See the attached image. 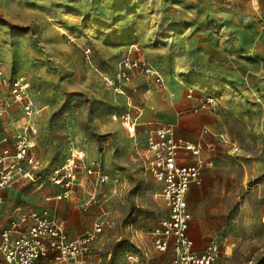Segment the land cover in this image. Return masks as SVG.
<instances>
[{"label":"rangeland","instance_id":"obj_1","mask_svg":"<svg viewBox=\"0 0 264 264\" xmlns=\"http://www.w3.org/2000/svg\"><path fill=\"white\" fill-rule=\"evenodd\" d=\"M124 59L157 71L163 87ZM0 69L35 98L33 149L45 166L43 176L0 193L2 226L10 215L65 203L48 198L47 175L67 157L70 136L109 178L100 201L109 224L84 264H168L170 250L152 245L166 215L154 198L159 184L142 163L146 130L164 123L210 145L188 193L190 233L219 245L213 264H264V0H0ZM173 88L187 106L155 105L174 99ZM194 114L198 122L187 123ZM75 204L80 234L102 213Z\"/></svg>","mask_w":264,"mask_h":264},{"label":"built area","instance_id":"obj_2","mask_svg":"<svg viewBox=\"0 0 264 264\" xmlns=\"http://www.w3.org/2000/svg\"><path fill=\"white\" fill-rule=\"evenodd\" d=\"M121 65L154 76L155 83L163 87L161 75L136 59H124ZM124 75V73H123ZM0 116L10 105L21 109V117L13 121L15 133L13 147L0 148V191L12 184L30 179L32 172L43 171V163L37 160L30 150L36 129L32 123L38 112L35 98L19 78L8 79L0 69ZM130 137H134L136 123L127 114L123 117ZM202 132H208L207 127ZM203 149L201 141L191 142L177 137L173 126L158 123L146 130L145 159L143 168L161 183L160 197L166 215L153 232V246L160 252L168 249L172 258L168 264H213L219 254V245L211 241L201 250H196L194 241L188 234L191 214L188 210L186 193L201 181ZM236 149V148H235ZM187 151L192 162H179V151ZM78 173L90 187L88 205H100L99 195L109 180L100 159L87 160L85 151L76 141L67 137V157L59 164L49 168L47 180L61 188L54 196L56 200L70 197L78 181ZM29 221L25 228L22 224ZM109 221L104 214L97 217L92 228L80 236L69 239L62 225L45 211H30L27 215L11 219L7 226L0 227V264H36L50 253L55 259L67 264H80L88 253L90 243Z\"/></svg>","mask_w":264,"mask_h":264},{"label":"crops","instance_id":"obj_3","mask_svg":"<svg viewBox=\"0 0 264 264\" xmlns=\"http://www.w3.org/2000/svg\"><path fill=\"white\" fill-rule=\"evenodd\" d=\"M175 89V90H174ZM5 91V88H3L1 91H0V96H1V94L3 93ZM172 92L173 93H171L172 94V96H173V94H174V99H164L163 100V102H162V104L160 103V104H155V105H157L158 107H161V106H166V107H169V106H172L173 105V103H175V104H179V106H181V107H183V106H187V101H185L184 99H183V97H182V95H181V91H178V90H176V88H173L172 89ZM172 98V97H171ZM38 113V112H37ZM36 113V114H37ZM36 114L34 115V117H33V119H32V123H33V125H34V127L36 126V124H35V121H34V119H35V116H36ZM21 115H22V113H21V109H20V107L18 106V105H16V104H12V105H10L9 106V108H8V110H7V112L3 115V116H0V128H1V130L4 132H2L3 134H8L9 136H10V141H8L7 143H1V141H0V148H4V147H8V148H10V149H12V147H13V136H14V133H15V128H14V125H13V121L15 120V119H18V118H20L21 117ZM201 115L200 114H194V115H192V116H189L188 117V119H187V123H191V124H196L197 122H198V120H199V117H200ZM35 129H36V127H35ZM37 132V131H36ZM177 136V135H176ZM178 137V136H177ZM74 139V138H73ZM75 141H76V143L85 151V153H86V156H87V160H90V157H89V155H88V153H87V150L85 149V147H84V145L80 142V141H78V140H76V139H74ZM192 142H198V141H201V140H198V141H193L194 139H190ZM202 143H203V149L204 148H206V147H208V148H210V145H209V143L208 142H204V141H201ZM33 147H34V141H33V146H32V148H31V150H30V153L37 159V160H39V161H41L42 162V159H40L39 157H37L36 156V154H35V152H34V149H33ZM203 149H202V151H203ZM66 153H67V141H66ZM178 161L179 162H182V161H184V162H187V163H189V162H192L193 161V158L189 155V153L187 152V151H183V150H181V151H179V156H178ZM44 168H45V166L43 165V168L41 169L42 171H43V173L45 172V170H44ZM49 169V168H48ZM43 173H41V174H39V172H32L31 173V178L30 179H26V180H22L21 182H19V183H16V184H12V185H10V186H8V187H11V186H15V185H18V184H20V183H24V182H32L34 179H36L38 176H43L44 174ZM148 173V172H147ZM79 175H78V181H77V185L73 188V190H72V192H71V195H70V197L69 198H67V199H63V200H65V203H63V204H60V206H59V208H58V210L57 211H53L52 213H50V212H48L47 210H45V209H42V210H31V211H45V212H47V214L50 216V217H52V218H54V219H56L61 225H62V227H63V229H64V231H65V233H66V235H67V237L69 238V239H74V238H76V237H78V236H80L81 234H83L84 232H86V231H84L83 233H80V234H78L79 233V231H75V230H73L74 228H75V225H76V220H75V217H73L72 216V209L74 208V206H76V204L75 203H77L78 205H79V202H80V205H79V207L80 208H85V206L87 205V201H88V197H89V190H90V187L89 186H87L85 183H84V178H83V175L81 174V173H78ZM150 174V173H149ZM152 175V174H151ZM50 183V182H49ZM51 185H52V187H50L49 188V190L52 192V193H54L53 194V196H50V197H48L49 199H54V200H56L55 198H54V196L56 195V194H58L60 191H61V188L60 187H58V186H56V185H53L52 183H50ZM158 184H159V191L156 193V194H154V198H159L160 199V201H161V203H162V199H161V197H160V190H161V183L160 182H158ZM193 186H195V185H193ZM8 187H6V188H4V189H2L1 191H0V193L3 191V190H5V189H7ZM192 187V186H191ZM191 187H190V189H191ZM189 189V190H190ZM189 190L187 191V193H186V199H187V205H188V193H189ZM100 197H99V200L100 201H105L104 199H102L103 198V194H102V189H101V191H100V195H99ZM71 199H75L76 201H73V200H71ZM79 200V201H78ZM85 200H87V201H85ZM58 201V200H57ZM82 202V203H81ZM106 202V201H105ZM95 206H99L98 208L101 210V213L102 214H104V211H103V207H100L101 206V204L100 205H95ZM162 206H163V203H162ZM55 206H54V210H55ZM163 208H164V206H163ZM164 210H165V212H166V209L164 208ZM188 210H189V206H188ZM30 212V211H29ZM28 212V213H29ZM189 212H190V210H189ZM27 213V214H28ZM190 214H191V212H190ZM99 215V214H98ZM101 215V214H100ZM17 217H19L18 216V214H13V215H10L9 217H8V219H7V222H6V224L4 225V226H2L1 224H0V227L1 228H3V227H5V226H7V224H8V222L11 220V219H13V218H17ZM97 217H99V216H97ZM191 222H192V220H190V225H189V229H188V234L190 235V237L193 239V241H194V246H195V249L196 250H201L205 245H207L208 243H204V242H198V240H196V236H194L193 234H191L190 233V231H191ZM29 225V221L27 220L26 222H24L23 224H22V227L23 228H25V227H27ZM92 228V227H91ZM156 229V228H155ZM154 229V230H155ZM90 230V229H89ZM88 231V230H87ZM81 232V231H80ZM154 232V231H153ZM78 234V235H77ZM152 242H153V237H152ZM153 245V244H152ZM168 250H170V249H168ZM168 250H166V251H168ZM165 252V251H164ZM170 252H171V250H170ZM89 254H90V248H89V251H88V253L85 255V257H84V259H83V262L82 263H80V264H84L87 260H88V257H89ZM172 252H171V258H172ZM171 260V259H170ZM52 263H61V262H59V261H57L56 259H55V253H50L49 255H47L46 257H44V258H41L40 260H38L37 261V263L36 264H52ZM66 264V263H65Z\"/></svg>","mask_w":264,"mask_h":264}]
</instances>
